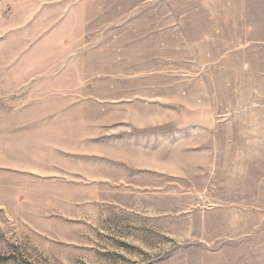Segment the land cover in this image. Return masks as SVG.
<instances>
[{"label": "rangeland", "instance_id": "rangeland-1", "mask_svg": "<svg viewBox=\"0 0 264 264\" xmlns=\"http://www.w3.org/2000/svg\"><path fill=\"white\" fill-rule=\"evenodd\" d=\"M0 264H264V0H0Z\"/></svg>", "mask_w": 264, "mask_h": 264}]
</instances>
